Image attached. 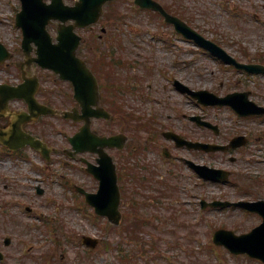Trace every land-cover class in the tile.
Here are the masks:
<instances>
[{"label": "rangeland", "instance_id": "1", "mask_svg": "<svg viewBox=\"0 0 264 264\" xmlns=\"http://www.w3.org/2000/svg\"><path fill=\"white\" fill-rule=\"evenodd\" d=\"M159 1L169 5L173 11L184 13L193 26L239 60L260 62L263 58L264 0ZM66 2L73 3L74 0ZM20 9V0H0V39L15 52L13 58L0 63V82L16 83L20 80L23 36L15 24V15ZM106 11V17L101 23L79 30L86 40L82 53L92 59L102 49L113 47L117 49V57L123 55L127 60L141 62L136 65L137 68L116 67L111 70L113 78L126 87L121 89L122 95L119 97L126 112L133 111L136 116L149 117L154 111L161 122L169 120L168 123L174 122L180 128L184 121L188 122L189 131L192 128L189 116L203 113L206 118L217 123L222 131L221 136L217 137L213 131L201 129V139L223 142L228 136L247 133L252 142L246 148L234 152H203L198 156L203 163L233 170L232 185L212 181L200 183L195 177L182 180L165 173L162 177L156 172L149 181H153L149 183L152 187L136 189L139 202L144 203L141 207L137 206V214L149 217L156 212L152 207L154 201L150 200L151 197H145L155 195L163 202L161 213L165 215L162 218L165 221L149 217L152 221L134 229V235L139 237L133 239L121 227L126 222L125 215L124 224L116 226L106 218L97 217L81 197L73 196L75 193L71 188L74 183L85 185L92 191L98 188V181L85 170V164L74 161L63 151L70 146L68 134L78 130L79 124L65 121L59 116H46L30 129L55 146L49 161L31 148L22 154L11 155L0 145V241L6 236H17L18 239L16 237L13 240L14 248L16 244L21 247L19 238H24L27 248L25 252L31 254L27 260L29 264H45L46 256L49 257L46 263L52 264H264L245 255L234 256L227 248L217 246L212 240L218 228L232 229L238 233L251 230L261 221L259 216L243 217L231 209L202 210L199 202L203 198L264 197V119H238L227 107L204 108L195 104L173 84V80L178 78L194 89L206 88L219 94L250 89L252 98L264 104V75H248L243 70L224 64L196 44L176 36L173 27L166 25L154 12L139 10L133 0H114L106 6ZM102 26L107 28L103 40L99 38ZM50 30L54 32L52 28ZM148 32L155 35L156 43L152 47L147 43L150 37ZM106 69L107 72L109 69ZM147 71L149 75H146ZM38 72L45 91L40 97L42 100L57 106L72 105V88L67 82L57 79L49 70L38 68ZM134 76H140V79L137 81ZM100 79L103 81L104 77ZM22 105V102L16 103L18 107ZM114 114L116 117L112 123L107 125L97 120L94 129L104 133L126 131L132 137L136 122L122 112L116 111ZM132 147L131 139L120 158L115 154L119 169L129 160L135 162L131 158ZM83 155L94 160L91 154ZM149 155V161L142 160H159L157 151L151 149ZM139 170L142 168L139 167ZM248 178H251L253 184L248 187V191H243L241 183L244 184ZM166 182L170 184L169 190H166ZM131 184L129 181L128 185ZM37 185L45 188L43 194L36 192ZM160 192L165 193L161 195ZM191 192L195 193L194 196H190ZM174 196H178L182 204L175 203ZM195 202H198V206ZM130 203L125 198L124 206L122 204L126 217L134 211ZM31 205L35 206L32 213L27 210V206ZM179 205L189 211L185 220H181L183 216H178ZM193 208L200 210L199 224L195 223L197 213L192 211ZM40 215L56 221L58 228L52 231L45 224L46 219L40 218ZM36 224L41 227L37 228ZM84 234L99 237V248L91 250L84 246ZM105 246L109 248L105 249ZM28 247L31 251H28ZM4 249L11 250L10 247ZM143 249H147L145 255L142 254ZM17 252L18 249L9 252L10 257L14 258ZM126 254L133 257L131 261L121 260L120 257Z\"/></svg>", "mask_w": 264, "mask_h": 264}, {"label": "water", "instance_id": "2", "mask_svg": "<svg viewBox=\"0 0 264 264\" xmlns=\"http://www.w3.org/2000/svg\"><path fill=\"white\" fill-rule=\"evenodd\" d=\"M23 9L18 13L17 23L23 26L24 41L23 46L26 53V62L37 61L44 67H51L61 74L64 79H70L76 86V98L83 107V113L78 111H62L66 117L75 116L76 119L86 120L81 131L71 140L75 146L82 150L98 151L100 154V166L89 164L88 169L100 179V189L97 193H87V200L96 206L100 214H109L111 219L118 223L121 218L119 211L120 190L117 185V175L115 164L111 156L106 152L105 147L119 146L124 147L127 137L124 134L113 136H99L91 131L92 116H109L108 112L100 106L98 82L86 62L77 56V49L81 41V36L76 32L77 27H84L97 22L104 11V4L108 0H76L74 5H67L64 0H52L46 4L44 0H22ZM142 6L157 7L162 9L154 0H139ZM166 14L167 20L173 22L178 31L184 33L190 38H194L200 45L208 48L213 53L221 57L226 62L236 65L238 68H244L251 72L264 71V65L243 63L230 55L225 49L213 41L206 39L195 29L189 26L176 16ZM52 19H59L58 41L52 42V36L47 30V25ZM74 19V22L66 23ZM35 42L38 47L35 49L38 56L31 58L33 49L31 43ZM0 57L3 60L8 52L0 44ZM24 85V84H23ZM183 91H188L198 97L204 103L231 104L241 114L262 113L264 107L248 99L249 92H236L219 97L208 90L194 91L187 86H181ZM36 87L29 93L23 89V86L0 85V116L9 117V123L5 126L0 125V140L12 149H19L22 146L31 144L35 148H45L46 144L30 135L23 129L24 123L38 118L40 114L57 113L58 110L40 104L35 96ZM13 97H25L29 103L30 113L26 111L13 112L8 107V101ZM96 106V107H94ZM205 125L217 129L218 126L210 122H204ZM178 135H174V137ZM184 143L186 142L183 140ZM237 141V139L235 140ZM188 145L206 150L226 149L228 146L191 142ZM239 145L235 142V146ZM49 149H47V152ZM201 173L210 179H226L228 172L220 169L199 165ZM226 205L230 202L214 201L211 205ZM240 205L261 213L264 217V200L259 201H241ZM214 240L219 244H224L236 253H248L253 257L264 260V221L249 233L241 235L235 234L232 230L220 229L215 232ZM85 241H95L91 237H85Z\"/></svg>", "mask_w": 264, "mask_h": 264}, {"label": "flooded vegetation", "instance_id": "3", "mask_svg": "<svg viewBox=\"0 0 264 264\" xmlns=\"http://www.w3.org/2000/svg\"><path fill=\"white\" fill-rule=\"evenodd\" d=\"M198 127L199 129L201 127L199 126H196ZM164 129H168L169 131L170 130H176V132H180L181 135L183 133H185L184 131L187 130V124H184L181 128H176L174 125H168V122L167 124L165 123H162V122H159V127L158 129H154L155 131V134L159 133L161 134V136L164 134ZM199 133V132H198ZM164 136V135H163ZM198 138V136H197ZM151 140V139H149ZM155 142L157 143H161L162 142V138H158L157 140H154ZM169 142H170V147L173 148V150L175 149L177 152L174 154V153H170L169 151V156L170 157H174V160L177 161L178 163H175V164H156L154 163V166L155 167H158V169H160V166H164L166 168V170L169 172L170 170H173L175 171V176L177 178H180V179H187L189 177V172L188 171H193V169L190 167V163L188 162V158H187V154L184 153L185 155L183 156L182 153L183 152H186V149L185 148H179L176 144V141H174L173 139H169ZM165 148V145L162 146V149L164 150ZM199 152V151H198ZM194 172V171H193Z\"/></svg>", "mask_w": 264, "mask_h": 264}]
</instances>
